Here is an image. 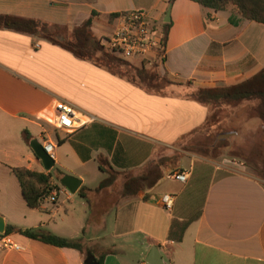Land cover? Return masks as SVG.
I'll return each instance as SVG.
<instances>
[{
  "label": "crops",
  "instance_id": "0c3cea01",
  "mask_svg": "<svg viewBox=\"0 0 264 264\" xmlns=\"http://www.w3.org/2000/svg\"><path fill=\"white\" fill-rule=\"evenodd\" d=\"M169 8L165 59L156 71L170 84L133 81L99 52L93 59H80L48 41L0 29V216L6 226L20 230L42 227L67 239L83 236V243H93L98 254L111 251L103 264H149L153 248L160 264H264V180L243 161L218 163L179 146L192 134L190 144L204 131L209 136L242 128L232 119L241 108L243 123L256 120L260 126L253 116L256 100L213 107L191 94L200 88L231 87L258 74L264 68V24L242 18L234 5L214 11L191 0H0V15L41 20L67 36L95 14L90 32L100 45L113 32L114 16L144 10L161 30ZM57 100L92 121L71 134L55 129L43 118L54 116ZM25 132L40 144L53 143L54 165L81 180L80 187H86L88 166L95 167L98 179L104 176L99 183L107 177L100 160L120 173L118 187L151 168L163 177L151 189L113 206V241L107 247L103 237L88 238L84 230L85 224H103L109 210L94 219L86 211L72 210L66 203L73 204L75 194L60 184L64 175L59 181L51 179L60 187L55 202L48 197L37 209L27 206L11 168L48 171L27 144ZM179 152L190 157L187 165L173 163ZM173 171L188 172L187 183L166 188V174ZM110 193L108 189L94 198L96 204ZM164 195L174 196L172 211L163 208ZM80 207L86 208L84 201ZM46 215L59 218L46 223ZM174 220L189 221L180 243L168 238ZM10 236L22 250L0 244V264H84L77 250L19 233ZM130 254L134 259L125 260Z\"/></svg>",
  "mask_w": 264,
  "mask_h": 264
},
{
  "label": "trees",
  "instance_id": "16d2710c",
  "mask_svg": "<svg viewBox=\"0 0 264 264\" xmlns=\"http://www.w3.org/2000/svg\"><path fill=\"white\" fill-rule=\"evenodd\" d=\"M175 0H170L173 3ZM198 3L206 9L214 11L224 10L228 5H234L242 18L264 24V0H191ZM85 21L80 27L75 28L72 34L62 35L60 28L52 26L44 21L20 18L10 15H0V29H7L18 33L27 34L37 39L45 40L61 48L71 52L80 59H93L96 52L102 54V58L109 63L117 65L130 66L127 62L116 58L113 54L105 51L99 42L93 40L90 32L93 17ZM114 17H117L114 16ZM170 23H164L161 27L162 47L165 50L168 38ZM126 74L133 78H138L140 81L158 82L170 84L169 80L160 79L156 73L148 72L144 67H132L127 69ZM191 98L213 107L224 104H238L242 101L256 100L259 102V107L256 109V116L261 121L264 127V68L252 78L231 86V87H216V88H200L191 94ZM24 138L29 145L31 137L25 132ZM216 146V145H215ZM100 170L107 173V177L102 180L95 189L87 187H80L77 195L86 200L91 207L92 219L100 217L103 213L110 211L113 206H116L120 199L135 197L145 189H151L163 176L158 174L155 169L144 171L137 176H129L125 179L120 187L117 181L120 173L114 170L106 160H100ZM12 173L17 178L24 200L27 206L31 209L39 208L46 198H48L54 191H59L60 187L52 184L50 172L31 171L26 168L15 167L11 168ZM261 179L264 180V171ZM111 189L112 193L101 199L97 205L96 200L91 198H99L100 194ZM147 197V196H146ZM145 197V199H146ZM189 225V221L179 222L174 220L170 227L168 238L169 240L180 243L183 235ZM19 233L31 239L42 241L46 244L60 248H71L77 250L86 260L89 253L86 250L82 238L67 239L59 237L46 231L42 227L36 229L20 230L12 225L6 226L4 235ZM2 237V236H1ZM111 251H106L95 255L99 264H103L106 255Z\"/></svg>",
  "mask_w": 264,
  "mask_h": 264
},
{
  "label": "rangeland",
  "instance_id": "374dc122",
  "mask_svg": "<svg viewBox=\"0 0 264 264\" xmlns=\"http://www.w3.org/2000/svg\"><path fill=\"white\" fill-rule=\"evenodd\" d=\"M118 58V57H116ZM120 59V58H118ZM122 60V59H121ZM124 61V60H123ZM126 62V61H125ZM130 66L121 65L120 68L122 70H126L129 68H139L138 66L134 65V63L127 62ZM154 67V69H153ZM150 73H157L156 67L152 66L150 69H146ZM149 83V81H146ZM246 101H243L242 103H245ZM243 108L237 111V116H235L233 119L234 126L236 127H242L237 128L233 131H224L222 132H210L211 134L208 136V134L204 131V136L201 134L202 137L198 136L193 143L190 144L189 139L194 136V134L180 140V149L186 152L195 153L199 156H209L212 159H214L216 162L220 163L223 160H240L243 161L244 164L247 166L248 170L250 172L254 173L258 177H262V172L264 171V127L262 123H260V126H255L254 121L256 120H250L247 122H242L243 116L245 114L241 113ZM254 117L257 118L258 121L259 118L256 116V114H253ZM261 122V121H260ZM200 133V132H199ZM198 133V134H199ZM220 135V137H219ZM222 135V137H221ZM216 145V146H215ZM184 153L179 152V155L173 158V163H181L182 165H187L189 163V156H183ZM186 163V164H185ZM196 164V169H197ZM73 167V166H68ZM188 167V166H187ZM58 165H54L53 168L48 171L50 172L51 179H54L55 181H59L60 177L63 175H68L63 172V170L58 169ZM72 169V168H71ZM86 172V187L94 188L98 185L99 181L104 177L97 178L96 169L95 167L88 166L87 169H85ZM169 174V173H168ZM168 174H166V188H180L182 186L181 183L173 182L168 178ZM96 175V176H95ZM71 194V193H70ZM73 204L70 202H67V206H70L72 210L76 211L77 213H82L83 211L87 212V215H91V207L88 205L86 200L83 199V201L86 204V208L82 209L80 207V203L83 202L82 199L78 195H73ZM63 199V197H62ZM94 200V198H91ZM76 202V204H75ZM46 205V204H45ZM27 208V207H26ZM29 210V209H28ZM71 210V211H72ZM14 214V212H12ZM63 214V213H62ZM105 216V215H104ZM59 217L51 218V216L46 215L45 216V222H51L53 223L55 220H58ZM23 223H32L31 221H22ZM114 222H115V210L114 208L111 209L105 219L104 223L101 225L97 224H85V230L84 233L86 237H91L92 235H98L100 237H103V244L108 247V244H110L111 241H113V231H114ZM34 223V222H33ZM46 231H49L47 228H43ZM83 240V236H82ZM84 241V240H83ZM92 253L99 255L96 250L92 247L91 242H84L83 243ZM134 256L133 254H130L125 257V260H133Z\"/></svg>",
  "mask_w": 264,
  "mask_h": 264
},
{
  "label": "built area",
  "instance_id": "2783aa9c",
  "mask_svg": "<svg viewBox=\"0 0 264 264\" xmlns=\"http://www.w3.org/2000/svg\"><path fill=\"white\" fill-rule=\"evenodd\" d=\"M161 42V30L148 20L147 12L134 10L116 17L113 32L102 41L101 46L105 51L126 62L142 61L148 66L156 67L162 65L165 59V50ZM43 120L55 129L71 134L88 125L92 118L71 104L57 100L54 104V116L51 118L46 116ZM42 147L46 154L52 157L55 145L45 141ZM168 178L186 184L189 173L173 171L168 174ZM57 194L58 191H54L49 196L50 201L55 202ZM174 202L175 198L172 195H164L162 198V206L167 211H172ZM0 244L3 249L22 250L10 235H2Z\"/></svg>",
  "mask_w": 264,
  "mask_h": 264
},
{
  "label": "water",
  "instance_id": "95a60500",
  "mask_svg": "<svg viewBox=\"0 0 264 264\" xmlns=\"http://www.w3.org/2000/svg\"><path fill=\"white\" fill-rule=\"evenodd\" d=\"M165 23L170 22V8L167 12V19L164 21ZM30 148L36 155V157L40 160L43 168L45 171H50L54 166V160L44 151L42 144H40L37 140H32L30 142ZM60 184L65 187L71 194H76L82 184L81 180L70 176L64 175L61 180ZM6 231V223L2 216H0V235H4ZM157 248H153L151 251L150 257L151 260H147L149 264H160L162 258L160 256H156ZM84 264H99L97 258L94 254L89 253Z\"/></svg>",
  "mask_w": 264,
  "mask_h": 264
}]
</instances>
